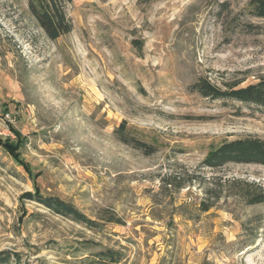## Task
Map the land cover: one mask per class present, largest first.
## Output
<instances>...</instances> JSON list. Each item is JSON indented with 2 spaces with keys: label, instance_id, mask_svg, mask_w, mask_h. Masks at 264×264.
I'll use <instances>...</instances> for the list:
<instances>
[{
  "label": "rangeland",
  "instance_id": "obj_1",
  "mask_svg": "<svg viewBox=\"0 0 264 264\" xmlns=\"http://www.w3.org/2000/svg\"><path fill=\"white\" fill-rule=\"evenodd\" d=\"M251 1L73 0V30L53 41L27 0H0V264L108 250L119 264H264V203L233 182L264 189V166L206 164L224 142L264 140V110L191 89L264 77ZM123 122L153 155L119 141Z\"/></svg>",
  "mask_w": 264,
  "mask_h": 264
},
{
  "label": "trees",
  "instance_id": "obj_2",
  "mask_svg": "<svg viewBox=\"0 0 264 264\" xmlns=\"http://www.w3.org/2000/svg\"><path fill=\"white\" fill-rule=\"evenodd\" d=\"M31 16L50 40L72 32L73 24L68 17L66 7L73 0H27ZM248 12L254 17L264 19V0H252L249 3ZM192 91L205 99L213 101H233L250 107L264 110V77L255 84L242 86L241 83L227 84L223 87L211 82L208 78H200L191 87ZM121 143L143 151L146 155H153V146L138 140L127 132V125L123 122L117 131ZM206 164L214 169L230 164L235 165H261L264 166V140L254 136L227 141L215 149L208 157ZM234 183L242 184L235 195L243 198L248 205L264 203V189L256 183H246L234 180ZM48 204L60 215L70 217L74 221L88 226H98L97 222L88 219L73 205L59 199H49ZM213 203L204 204L202 211L207 212L213 207ZM107 223H119L114 215L105 217ZM100 264H119L122 256L112 251H103L97 255ZM7 258L0 261L5 262Z\"/></svg>",
  "mask_w": 264,
  "mask_h": 264
}]
</instances>
